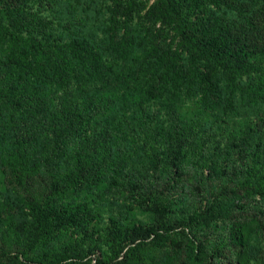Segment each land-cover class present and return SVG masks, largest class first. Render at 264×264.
Segmentation results:
<instances>
[{
    "label": "trees",
    "instance_id": "1",
    "mask_svg": "<svg viewBox=\"0 0 264 264\" xmlns=\"http://www.w3.org/2000/svg\"><path fill=\"white\" fill-rule=\"evenodd\" d=\"M25 3H4L17 33L18 57L16 65L0 61V153L9 155L2 170L19 192L27 195L36 182L41 184V209L60 192L58 183L48 173L50 180L36 178L20 153L39 148L57 153L66 143L67 150L98 156L127 140L136 144L137 134L149 146L170 143L180 152L190 122L232 116L244 119L249 136L257 134L263 142L264 0H110L116 15L101 38L91 30L82 34L88 29L75 19L83 10L68 3L72 23L67 29L73 36L40 35L31 21L20 20ZM20 25L25 33L18 34ZM131 44L135 50L129 64ZM97 117L102 133L87 136L82 124ZM176 171L174 179L180 181ZM246 172L240 186L247 194L263 195L264 173ZM87 175L68 185L84 188ZM247 228L246 218L231 220L235 264H243ZM200 248L191 243L187 255L196 259ZM122 257L150 264L137 244L126 247Z\"/></svg>",
    "mask_w": 264,
    "mask_h": 264
},
{
    "label": "rangeland",
    "instance_id": "2",
    "mask_svg": "<svg viewBox=\"0 0 264 264\" xmlns=\"http://www.w3.org/2000/svg\"><path fill=\"white\" fill-rule=\"evenodd\" d=\"M5 1L0 0V61L16 65L17 33ZM67 3L83 10L75 19L88 29L82 34L108 35L104 28L116 15L110 0H26L20 20L31 21L40 35L73 36ZM20 27L18 34L25 33ZM134 50L131 44L129 64ZM209 122L202 118L187 125L180 152L170 143L149 146L137 134L136 144L127 140L98 156L67 150L66 143L57 153L42 148L20 153L36 178H56L60 192L44 209L41 184L27 195L19 192L2 170L9 155L0 153V264H134L122 257L130 244H137L150 264H235L229 230L237 218L248 222L243 264H264V194H247L240 186L247 169L264 173V140L257 134L251 138L239 117ZM82 126L87 136L97 135L102 120H85ZM176 170L180 181L174 179ZM85 171L84 188L68 185ZM219 212L225 215H211ZM193 242L202 247L196 259L186 252Z\"/></svg>",
    "mask_w": 264,
    "mask_h": 264
}]
</instances>
